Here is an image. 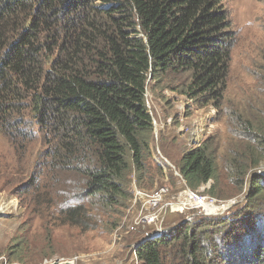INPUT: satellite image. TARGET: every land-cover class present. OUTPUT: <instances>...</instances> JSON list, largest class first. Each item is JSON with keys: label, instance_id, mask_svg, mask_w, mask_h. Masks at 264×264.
<instances>
[{"label": "trees", "instance_id": "obj_1", "mask_svg": "<svg viewBox=\"0 0 264 264\" xmlns=\"http://www.w3.org/2000/svg\"><path fill=\"white\" fill-rule=\"evenodd\" d=\"M236 43L224 0H0V135L20 161L40 146L18 190L29 220L113 232L134 176H165L147 94L169 90L224 125L183 154L179 176L192 192L213 182L211 197L243 201L182 219L136 258L264 264V68L256 94L229 101Z\"/></svg>", "mask_w": 264, "mask_h": 264}, {"label": "rangeland", "instance_id": "obj_2", "mask_svg": "<svg viewBox=\"0 0 264 264\" xmlns=\"http://www.w3.org/2000/svg\"><path fill=\"white\" fill-rule=\"evenodd\" d=\"M224 1L237 35L227 95L235 104L260 89L264 68V0ZM147 96L155 126L152 159L154 166L164 167L165 176L154 179L152 172L141 185L134 176L129 187L132 198L120 219L114 221L118 225L113 232L105 227L86 232L68 224L51 226L33 218L29 220L18 190L29 178L40 146L33 145L27 159L20 161L12 146L0 135V264H53L57 261L140 264L135 250L147 235L153 236L160 230L169 234L188 216L225 215L234 203L243 201L242 196L237 202L234 199L220 202L212 198L206 191L211 189L213 182L203 186L198 194L192 192V195L189 190L186 193V184L177 172V164L184 153L203 139L223 132L224 125L218 121L216 109L212 106L199 109L187 97L169 90L165 91V97L158 98L149 89ZM255 173L263 175L264 164ZM162 188H168L169 192L157 210V223H149L154 210L150 208L148 197ZM190 196H207L210 198L207 203H211V199L216 201L209 210L197 207L184 214L174 212L178 201L182 202L180 208L186 209ZM17 246L21 248L14 250Z\"/></svg>", "mask_w": 264, "mask_h": 264}, {"label": "built area", "instance_id": "obj_3", "mask_svg": "<svg viewBox=\"0 0 264 264\" xmlns=\"http://www.w3.org/2000/svg\"><path fill=\"white\" fill-rule=\"evenodd\" d=\"M186 188H187V186H186ZM188 190H189L190 193H192V191L190 189H188V188L186 190V193H187ZM168 192H169L168 188H162V189H160L157 192H153L151 194V196L148 197L149 201H150V202H148V203H150V208L152 210H154V213L151 214L150 217H149V223H152V222L157 223V221H158V215H157L158 211L157 210H160V207L162 206V204L164 202V198L167 196ZM193 193H195V192H193ZM193 193H192V195H194ZM196 194H198V193H196ZM190 197H191L189 199L190 203L188 205H186V207H187L186 209L180 208L182 206V202L178 201L177 204H176V210L174 212H176L178 214H184L186 210L188 212L192 211V210H197L198 209L197 207H201V208L209 210L210 207L214 205L213 203L217 200V199L214 200L215 199L214 198V199H211V203H207L206 201L208 199H210L207 196H203L201 198H198L197 196H195V197L190 196ZM242 199H243V196H242ZM233 201L237 202L238 199H234ZM234 204H236V203H234ZM193 216L194 215H192L191 217L188 216L187 217V221L188 222H192L194 220V218H195ZM206 216H209V215H206ZM163 235H164V232L162 230L155 232V234L153 236L147 235V238L144 240L143 243L139 244L138 247L143 245L145 242H147L149 240L156 239V238H161ZM138 247H136L135 253H136Z\"/></svg>", "mask_w": 264, "mask_h": 264}, {"label": "water", "instance_id": "obj_4", "mask_svg": "<svg viewBox=\"0 0 264 264\" xmlns=\"http://www.w3.org/2000/svg\"><path fill=\"white\" fill-rule=\"evenodd\" d=\"M67 263H70V262H67ZM67 263H60L59 261L53 263V264H67ZM73 263V262H72ZM74 264V263H73Z\"/></svg>", "mask_w": 264, "mask_h": 264}, {"label": "bare ground", "instance_id": "obj_5", "mask_svg": "<svg viewBox=\"0 0 264 264\" xmlns=\"http://www.w3.org/2000/svg\"><path fill=\"white\" fill-rule=\"evenodd\" d=\"M67 264H73L72 262H70V263H67Z\"/></svg>", "mask_w": 264, "mask_h": 264}]
</instances>
